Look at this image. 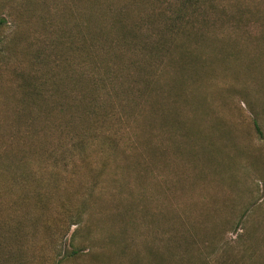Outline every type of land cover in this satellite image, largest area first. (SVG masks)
I'll use <instances>...</instances> for the list:
<instances>
[{
    "label": "rangeland",
    "instance_id": "obj_1",
    "mask_svg": "<svg viewBox=\"0 0 264 264\" xmlns=\"http://www.w3.org/2000/svg\"><path fill=\"white\" fill-rule=\"evenodd\" d=\"M134 2L0 0V264H264V0Z\"/></svg>",
    "mask_w": 264,
    "mask_h": 264
},
{
    "label": "trees",
    "instance_id": "obj_2",
    "mask_svg": "<svg viewBox=\"0 0 264 264\" xmlns=\"http://www.w3.org/2000/svg\"><path fill=\"white\" fill-rule=\"evenodd\" d=\"M135 4L137 0H134ZM141 2L148 1L151 4L153 1L158 2L160 10L151 9L148 14L141 15L139 21L133 28V32L141 38V43L150 52L158 54L163 49L170 46L177 35L181 34L183 37H188L190 35L191 28H199L200 25H208L210 23L209 12L214 6L213 0H139ZM222 11H225L221 7ZM86 25L82 26L84 32H87L89 25H87V20H90V14L87 13ZM2 20L0 18V25ZM147 24V29L144 26ZM93 33V32H92ZM85 43V41H82ZM72 44H75L72 42ZM1 53V52H0ZM13 73L18 76L20 87V98L21 100H35L38 99L41 94L38 90L39 86L32 84L28 79L31 77H24L21 75L27 74L24 70H17ZM63 106V103H59ZM88 107L94 108V104H88ZM255 128L258 129L256 121H254ZM78 221H72L70 224H75ZM75 235V230L72 232Z\"/></svg>",
    "mask_w": 264,
    "mask_h": 264
}]
</instances>
